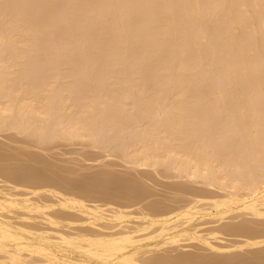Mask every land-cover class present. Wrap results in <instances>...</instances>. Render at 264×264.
Instances as JSON below:
<instances>
[{
  "label": "bare ground",
  "instance_id": "1",
  "mask_svg": "<svg viewBox=\"0 0 264 264\" xmlns=\"http://www.w3.org/2000/svg\"><path fill=\"white\" fill-rule=\"evenodd\" d=\"M0 129L116 131L125 162L184 181L140 205L144 185L5 161L0 264H264V0H0Z\"/></svg>",
  "mask_w": 264,
  "mask_h": 264
},
{
  "label": "rangeland",
  "instance_id": "2",
  "mask_svg": "<svg viewBox=\"0 0 264 264\" xmlns=\"http://www.w3.org/2000/svg\"><path fill=\"white\" fill-rule=\"evenodd\" d=\"M134 113L135 112L133 110L132 115ZM134 116L136 117V120H137V114H134ZM132 117L133 116H131V118ZM131 118H130V120H131ZM132 119H135V118H132ZM139 121H140V124H143V122H144V120H142V122H141V120L138 119V123H137V121H136V123L139 124ZM134 123L135 122L132 121V124H130L128 126L129 128H126V130H124V132L125 133L129 132V131L131 132V130L133 131V129L134 130L136 129L134 127H138V129H140V127L142 128V126H143V125L141 126L140 124H139L140 127L137 124L135 126ZM145 123L146 122H144V124ZM131 125H133V126H131ZM127 129H128V131H127ZM115 134L117 135V132L112 131V132L106 134V136H104V135H103V137L100 136V139L98 137L97 141L91 140L92 142L90 140H88V141L87 140H81V139L66 140V139H62V138L61 139L60 138H57V139L53 138L50 140L47 139L44 141L43 140L39 141L36 138V136L34 138V136L29 135L27 132H24V133L21 132L18 134L17 132H15L12 129H8V130L7 129H0V150H1V152H3L4 154H7V152H10V153L13 152L16 155L13 159H9L6 156H3V158L5 160H3V159L0 160V164H4V163H7L10 161L9 164H12V163L15 164L16 163L17 165L23 166V167H28L27 165H29V167L34 166V168L36 170L41 171V173H43L45 175L49 174V176L53 175L58 180H60L62 182L73 181V183H76V182H78V183H81V182H83V183H89V182L90 183H99L101 181V184L99 183L100 184L99 187H101L100 189H102V187L105 188L104 186L109 187V186H107L109 184H106V182H108V183L111 182L109 189H115V190L117 188H119V186H121V187H124V186L127 187L128 186L129 187V185H131V184L132 185L133 184L134 185H138V184L144 185L145 188L147 187L148 191H151L150 192L151 194L149 197L145 198V200H143V202L142 201L139 202L140 205L141 204L145 205V203L147 204L150 200H156V201L159 200V201L164 202V200L166 199L165 200L166 203L171 202L172 201L171 198H169L171 201L170 200L167 201L168 197L169 196L171 197L173 195L172 191L169 190L170 189L169 186L174 185V183L176 184V183L184 182L183 178L175 176L176 173L172 174L174 172L171 173V171L164 170L163 167L162 168L158 167L156 170L153 171V169L151 168L152 169L151 170L150 167H148V168L147 167H145V168L144 167H134V166H132V164L130 162L129 163L125 162V160H123V159H126V158L122 159L120 154H119L120 151L118 149H119L120 144L118 146L119 142L116 140L118 135L115 136ZM126 134H128V133H126ZM110 135H111V137H110ZM111 138H112V140H111ZM126 140L124 139V141H126ZM45 141H47V142H45ZM110 142H111V144L109 145ZM129 142H128V140L126 141V143H129ZM99 145L101 147H99ZM97 146H98V148H97ZM107 149L110 151H108ZM104 152L106 155L104 154ZM5 161H7V162H5ZM11 161H13V162H11ZM108 171H110L111 173L112 172L114 173V174H111L113 177H115L114 180L112 179L110 181V179L113 177L110 176V172L108 173ZM103 172H105V173H103ZM154 172H156V173H154ZM107 173L109 175H106ZM103 175H105L104 177H107L105 179L106 181H104V179H102L104 182H102L101 179L99 180V178H103ZM107 179H109V180L107 181ZM85 180H86V182H85ZM95 181H97V182H95ZM126 184H127V186H126ZM99 187H98V189H99ZM71 192L75 194L76 190L70 191L68 193H71ZM170 192H171V194H170ZM101 197H103V196H101ZM101 197L100 196L93 197V199L91 198L90 201H97L99 203L100 202L101 203H103V202L111 203L112 202L113 204L116 203L119 206H127L128 205L127 204L128 202L126 200H123V199H120L119 203H118L113 198H112L113 200H111L109 198L107 199V197H109V196H107V197L104 196L103 198H101ZM97 198H98V200H97ZM105 198L109 202H107V200L105 201ZM139 203L137 205H139ZM186 251H188V252H200V251L204 252L203 250H199L198 246L195 245L194 243H191V245H189L187 247ZM205 252H207V251H205ZM246 254H249V253H246Z\"/></svg>",
  "mask_w": 264,
  "mask_h": 264
}]
</instances>
